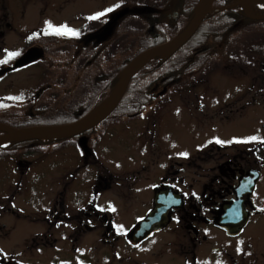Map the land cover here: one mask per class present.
Instances as JSON below:
<instances>
[{"label":"rangeland","instance_id":"374dc122","mask_svg":"<svg viewBox=\"0 0 264 264\" xmlns=\"http://www.w3.org/2000/svg\"><path fill=\"white\" fill-rule=\"evenodd\" d=\"M115 1L119 2L99 0L100 6L106 5V17L122 10L109 5ZM180 1L189 3L191 0ZM93 5L92 0H75L67 5L64 0H0V21L2 26L7 22L16 29L21 21L31 20L29 14H34L40 22L37 27L34 26L35 31L49 28V24L52 30H81L86 15L93 11ZM100 6L97 5V8ZM258 9L264 11V6ZM139 15L132 16L140 19ZM128 18L129 15L124 19ZM138 19L127 24L132 31L118 37L114 48H111L109 55L113 52L115 58L109 62H115V67L139 46L136 44L138 38L132 33L139 27L143 29ZM16 21L18 25L14 24ZM30 27H22L21 35L3 28L6 36L0 39V110L17 115L36 114L31 109L40 105L39 101H32L38 93L37 85L47 83V75L59 74L49 66L45 70L29 66L1 77L9 70L4 65L10 63L11 58L18 56L27 45L25 39L20 37ZM221 31L219 29L218 32ZM230 36L240 39L241 51L255 53L260 64L264 63V21H248L238 29L233 28ZM251 38L255 39V45H252ZM209 41L206 40L205 44ZM216 46L221 49L225 44ZM232 47L238 48V44L234 43ZM10 53L17 55L10 56ZM109 55L103 56L99 68H107L105 62ZM149 64L150 61L141 69ZM234 68L229 65L228 59L222 60L209 71L204 68L196 76L199 81L190 82L187 79L172 84L175 88L172 86L160 102H152L138 117L115 120L116 111L102 122L107 131L94 148L96 159H83L81 153L73 151L70 146L64 153L60 147L67 141L65 139L47 144L1 148L0 264H7L10 260L13 264H226L220 253L210 251L212 247L227 245L223 233L197 222L198 235L194 236L190 232V217L185 211L188 210L190 194L199 197L203 193L210 166L222 164L239 151L250 150L251 154L255 149L261 150L257 164L264 165V96L255 97L254 93L264 91V69L262 64L259 71L256 64L243 73ZM61 72H65L69 80L75 74L71 66ZM159 87L156 84L152 92L157 95L156 91L161 89ZM48 94L41 93V99L49 102ZM253 97L260 102L249 106ZM98 98L95 109L100 108L108 97L102 94ZM53 107L56 109V106H50ZM49 114L53 115L54 112ZM249 158L257 160V157ZM132 170H138L141 174L139 181L137 179L135 182L137 192L127 188L126 177ZM92 173L99 175L110 186L102 193L100 202L103 205L110 202L108 208L114 220V236L109 237V241L102 231L73 236L70 229L74 225L72 222L57 230L49 229L43 221L47 202L55 197L64 182H73V189L81 186L86 190L90 186L88 181ZM166 174L173 175L172 183L186 204L174 212L173 222L133 246L126 236L147 216L152 188ZM262 187L260 192L264 194ZM260 205L264 206L263 203ZM247 232L252 240L251 249L254 246L264 247V218H256L254 228ZM49 236L54 241L52 248ZM203 236L208 237L206 242L202 240ZM201 248L203 254L198 252ZM193 252L197 258L195 263Z\"/></svg>","mask_w":264,"mask_h":264},{"label":"flooded vegetation","instance_id":"af4514ba","mask_svg":"<svg viewBox=\"0 0 264 264\" xmlns=\"http://www.w3.org/2000/svg\"><path fill=\"white\" fill-rule=\"evenodd\" d=\"M74 1L75 0H64V3L67 5L69 2L74 3ZM130 1L131 2L123 3L122 0H119V2L115 1L109 3L113 8H122V10L117 14L113 12L112 16L106 17V5L100 6L99 0H92L94 3L92 6L93 11L86 15V19L82 24L83 28L81 30L79 28L72 30L76 35H57L54 31L55 29L52 30V28L35 31V27H37L40 22L36 20V15L34 14L32 16L29 14V20L31 19L29 22L21 21L22 23L19 25L17 21L14 23L15 25L17 24L20 29L12 28L11 24L7 22L2 26V22L0 21V39L6 36V33L2 30L3 28H6L8 31L14 30L17 35H21L22 27H32L25 32L23 37H20L25 39L27 45H25L18 56L14 59L11 58L10 61L7 60V62L9 61L10 63H6L4 68H8L9 70H6L1 77L13 74L24 67L31 66L32 69L38 67L37 69L45 70L49 66L50 68H55V72H59V74L55 73L52 76L47 75V83L37 85L38 93H36L35 97L32 99L33 103L39 101V104L45 106L54 105L56 106L55 108L66 109L81 108L94 101V107L100 95L103 94L108 97V92L111 93L115 87L112 88L111 86L115 77V62L112 60L109 62L111 58H115V55H113V52L112 55L109 54L111 48H114V44L116 40H118V37L121 38L132 31L127 27V24L132 21H137L136 19H138V16L132 15L140 14V19H138L140 20L139 25H143V29L139 27L132 32L136 38H141L142 41L150 40L155 42L158 41L163 34H166V40L164 41L166 42L186 23L187 18L189 19L188 23L190 22L198 2V0H191L189 3H181L180 0ZM132 1H137V3H133ZM222 1L223 0H218L213 6L220 8L221 6L219 4ZM231 2L225 6L232 5ZM97 5L100 7L97 8ZM230 11H235L237 16V21L235 25H233L232 30L227 31L231 34L233 28L238 29L242 24L248 22L249 19L246 18L240 6L230 7ZM252 11H254V9H252ZM190 12H192V16L189 18L186 14ZM101 13H103V15H99ZM79 15L76 19H78ZM118 15L120 16L118 17ZM128 15L129 18L127 20L124 19ZM81 17L83 18V16ZM90 17L98 18L90 19ZM206 18L207 17L202 21L201 25L206 21ZM229 35L222 36L218 41H214L213 37H202L201 40H203V44L199 45L198 48L194 47V42L188 46V49H190V55L187 54L188 65H190L188 75L190 82H192V80H195V82L199 81L196 76L204 71V68L209 71L211 67H214L220 61L226 59L229 60V65L235 67L234 69L240 73L247 72L246 70L253 66V64H256L258 71L261 64L264 69V63L260 64L259 57L255 53H244V50L241 51L239 48L241 47L243 49V47L240 39ZM251 39L252 45H255V39ZM206 40H210L209 43L205 44ZM164 42L142 48L140 52ZM219 43H223L225 46L219 49L216 46ZM234 43L238 44V48L232 47ZM75 49L76 51L73 53ZM185 50L183 45V47L165 62H161V59L156 57L147 67L160 69L161 66H163L165 71L179 68L181 65L180 61L184 63L183 54L181 53H184ZM29 51H33L31 53H36L38 57L34 58L29 63L14 68L17 62ZM199 51L201 52L199 53ZM107 53L109 55L105 62L108 64L107 68H99L103 56ZM61 59H65V61L61 62ZM69 66H71L72 70L75 72L70 80L65 72H61L63 69H68ZM83 76L85 77L84 80ZM80 81L82 82L81 84ZM33 86L35 87L36 84ZM158 86H160L159 88L161 89L156 91L157 95L162 93V95H166V93H164L166 90L163 88L162 84L159 83ZM44 92L49 93L47 95L49 102L45 99H41V93ZM254 93H256L255 97H259V95L262 97L264 96V91H260V94H258V92ZM255 97L252 99V104L248 103L249 106H252L253 103L258 104L260 102L256 101ZM154 102L158 103L160 101L156 100ZM77 120L79 119L73 117V120L61 125L73 123ZM103 123L101 122V125L99 124L82 134L65 139L67 141H64V145H62L60 149L65 153L70 146L73 148V151L78 150L83 159L87 157L96 159V155L93 152L94 148L98 139L104 136L107 131L103 128ZM249 151H243L242 153L239 151L237 154L232 155L231 158H227L222 164L210 166L207 175L208 180L203 189V193L199 197L190 194L188 210H186L188 212L185 211V214L190 217V232H192L194 236L198 235L197 222L203 223L206 227L211 226L223 233L227 239V245H221L220 248L217 246L212 247L210 251L216 254L220 253V256L225 259L226 264H264V247L258 248L254 246L253 249H251L252 240L249 237L250 235H247L249 234L247 232L248 229L254 228L256 218H264V206L260 205L261 203L264 205V197L262 196L264 194L260 192L261 185H263L262 189H264V165L257 164L258 154L261 150H252L251 154H249ZM250 156L257 157V160L250 159ZM91 162L94 163V160ZM143 168L144 167H142L141 170ZM139 176H141V174L138 170L128 172L126 180L128 181L127 188L130 191L137 192L135 182H137V179L139 181ZM71 177H73V175ZM248 177L255 178V181L252 191L245 198L243 209L241 210L240 207L232 204L235 201L238 202L236 193L237 186L241 180ZM173 181V175L166 174L165 177L152 188L153 195L148 212L152 209L154 195L160 187L166 185L170 187L171 190L177 189V191H173L178 192V188H175L172 183ZM88 183L90 186L87 187L86 190H83L81 186H77L73 189V182H64L55 193V197L53 199L51 197L47 202L45 207V212L47 213H45L43 221L47 224L49 229L54 228V230L62 226H68L67 223L72 222L74 225L70 229L72 230L73 236L83 235L91 231H102L103 236L109 241V237L115 234L114 220L111 209L108 208L110 202L103 205L100 202V197L110 186L105 181L103 182V179L101 180L99 175L95 176L94 173L91 174V179ZM182 201L183 205H185L186 203L183 197ZM232 206H234L233 209L228 208ZM176 210L179 209L174 207L170 209L169 223H171V221L173 222V214ZM11 211L12 213L15 212V210ZM243 213H245L246 223L243 227H236V222L243 216ZM49 239L51 240L50 248H52L54 241H52L51 236H49ZM116 239L117 238H113V240ZM195 239L196 237L194 241ZM207 239V236H203L202 238L205 242ZM72 240L75 239H71V241ZM46 243L49 245L47 240ZM200 247L201 246L198 248ZM198 252L203 254L202 248ZM193 254V261L195 263L197 258L195 252H193Z\"/></svg>","mask_w":264,"mask_h":264},{"label":"water","instance_id":"95a60500","mask_svg":"<svg viewBox=\"0 0 264 264\" xmlns=\"http://www.w3.org/2000/svg\"><path fill=\"white\" fill-rule=\"evenodd\" d=\"M213 0H198L194 10L192 19L186 28L181 31L173 39L149 48L136 57H134L119 73L118 81L100 108L93 109L83 118L62 126L50 127H30L17 129L11 126L0 123V147L8 143H24L30 141H56L65 138H70L82 134L105 120L117 108L123 98L131 79L137 72L153 58H160L161 61H167L174 53H176L184 44H186L197 32L204 18L213 10L211 3ZM243 8L245 16L251 21H264V15H255L251 13V7L254 5H264V0H234ZM120 15H118L119 17ZM30 51L17 62L15 67L29 63L37 54ZM255 178H245L241 180L237 187L238 202L232 205L243 209L245 198L252 191ZM182 205L181 196L178 193L172 192L168 187L163 186L156 191L153 199L152 210L147 216L141 220L129 233V239L134 244L149 238L154 232L165 228L169 223V211L172 207L179 208ZM228 206V205H227ZM234 206L228 207L233 209ZM246 223L245 213L236 222V227H243Z\"/></svg>","mask_w":264,"mask_h":264},{"label":"trees","instance_id":"16d2710c","mask_svg":"<svg viewBox=\"0 0 264 264\" xmlns=\"http://www.w3.org/2000/svg\"><path fill=\"white\" fill-rule=\"evenodd\" d=\"M231 0H223L219 5L225 6L226 4L230 3ZM189 16V18L192 16V12L186 14V16ZM187 20H189L187 18ZM237 21V16L235 11H230V9H227L225 11L217 12L214 14H210L207 16L206 21L203 22V24L200 26L199 30L196 32V34L187 42V44L184 45V48L186 49L183 54V61L181 62V65L179 68H175L171 71H165L163 66H161L160 69L158 68H150L145 67L142 70H140L130 81L129 86L127 88V91L120 101L117 108L113 111V113L110 116H113L116 111H118V114L115 117V120L120 119H128V118H134L140 116L148 105H150L154 101H161L163 97H165L168 93L170 88L173 86L172 84L176 85L180 81L187 80L189 77V69L190 65H188L187 61V54L190 55V49H188V46L191 45L193 42L194 47H197L201 44H203L202 37H213L214 41H218L222 38V36H228L230 33L227 32L228 30H232L233 25H235ZM220 30H223L221 32H218ZM179 31H181V28L177 30L175 34H177ZM227 34V35H226ZM230 36V35H229ZM139 41H137L136 47L137 51H134L127 57L123 58L121 60V63L115 67V77L112 81V88L116 85L118 81V76L120 71L129 63V61L132 60V58L135 57V55L142 50V48H145L147 46L153 45V44H159L161 42H164L166 40V34H163L158 41H150V40H141V38H138ZM201 51H199L200 53ZM162 84L163 88H165L166 95H156L154 92H152V88L156 84ZM175 88V86H173ZM110 93V92H108ZM92 101V100H91ZM93 102L87 106H83L81 108H50V106H36L32 107L31 110H34L33 112H36V114L28 113L25 115H17L15 113H11L9 111L0 110V122L6 123L12 127L22 129V128H29V127H35V126H59L63 123L69 122L70 120H73V117H76L79 119L80 117L86 115L93 107ZM28 109V111H31ZM54 112L53 115L49 114L50 112ZM81 112V113H79ZM82 115V116H81ZM109 116V117H110ZM75 119V118H74ZM50 142H25V143H11L3 148H11L15 147L20 144H39V143H52ZM1 149V148H0Z\"/></svg>","mask_w":264,"mask_h":264},{"label":"snow or ice","instance_id":"6c2138e0","mask_svg":"<svg viewBox=\"0 0 264 264\" xmlns=\"http://www.w3.org/2000/svg\"><path fill=\"white\" fill-rule=\"evenodd\" d=\"M109 11H111V9H109ZM99 15H103V13L99 14ZM98 17H90V19H97ZM52 26L49 24V28H51ZM55 33L57 35H68V34H71V35H76V33L74 31H72L71 29H67V28H64L63 30L61 29H55L54 30ZM10 56H14V55H17L16 53H10L9 54ZM252 139H256L255 137H253ZM219 142V141H218ZM113 211H115V209H112Z\"/></svg>","mask_w":264,"mask_h":264},{"label":"bare ground","instance_id":"6f19581e","mask_svg":"<svg viewBox=\"0 0 264 264\" xmlns=\"http://www.w3.org/2000/svg\"><path fill=\"white\" fill-rule=\"evenodd\" d=\"M212 3H213V1H212ZM212 3H211V5H212ZM211 5H210V6H211Z\"/></svg>","mask_w":264,"mask_h":264}]
</instances>
